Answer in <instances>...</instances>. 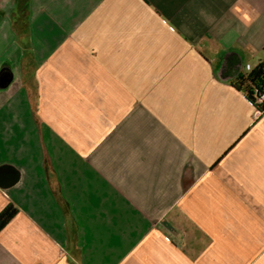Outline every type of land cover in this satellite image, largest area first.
<instances>
[{
	"label": "crops",
	"instance_id": "0c3cea01",
	"mask_svg": "<svg viewBox=\"0 0 264 264\" xmlns=\"http://www.w3.org/2000/svg\"><path fill=\"white\" fill-rule=\"evenodd\" d=\"M259 62L264 0H0V264H264Z\"/></svg>",
	"mask_w": 264,
	"mask_h": 264
},
{
	"label": "trees",
	"instance_id": "16d2710c",
	"mask_svg": "<svg viewBox=\"0 0 264 264\" xmlns=\"http://www.w3.org/2000/svg\"><path fill=\"white\" fill-rule=\"evenodd\" d=\"M236 84L242 90L246 98L258 109L261 105L257 103V93L262 91L264 87V62H259L256 67L244 74H240L236 78ZM17 209L13 205H9L0 213V231L15 216Z\"/></svg>",
	"mask_w": 264,
	"mask_h": 264
},
{
	"label": "built area",
	"instance_id": "2783aa9c",
	"mask_svg": "<svg viewBox=\"0 0 264 264\" xmlns=\"http://www.w3.org/2000/svg\"><path fill=\"white\" fill-rule=\"evenodd\" d=\"M250 66L246 67V71H250ZM257 103L261 105V109L256 108V115H263L264 114V87L262 91L257 93Z\"/></svg>",
	"mask_w": 264,
	"mask_h": 264
},
{
	"label": "water",
	"instance_id": "95a60500",
	"mask_svg": "<svg viewBox=\"0 0 264 264\" xmlns=\"http://www.w3.org/2000/svg\"><path fill=\"white\" fill-rule=\"evenodd\" d=\"M0 176H1V174H0ZM0 184H2V183H0ZM12 184H14V183H5V186L8 187V186H10Z\"/></svg>",
	"mask_w": 264,
	"mask_h": 264
}]
</instances>
